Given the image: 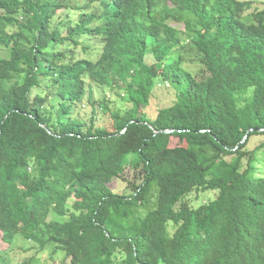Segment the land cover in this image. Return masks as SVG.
I'll use <instances>...</instances> for the list:
<instances>
[{
    "label": "trees",
    "instance_id": "16d2710c",
    "mask_svg": "<svg viewBox=\"0 0 264 264\" xmlns=\"http://www.w3.org/2000/svg\"><path fill=\"white\" fill-rule=\"evenodd\" d=\"M252 2L0 0V264L17 234L68 264H264V9ZM165 84L174 98L151 117ZM126 169L131 191L113 192Z\"/></svg>",
    "mask_w": 264,
    "mask_h": 264
},
{
    "label": "rangeland",
    "instance_id": "374dc122",
    "mask_svg": "<svg viewBox=\"0 0 264 264\" xmlns=\"http://www.w3.org/2000/svg\"><path fill=\"white\" fill-rule=\"evenodd\" d=\"M252 2V9L253 8H259L264 9V0H250ZM62 10V9H61ZM54 10L51 11L53 13ZM247 13L242 17V19L246 22H251V16ZM73 18H77V12H74L72 14ZM183 37V35H180ZM184 47L181 49V54L186 60V67L189 68L192 72L197 73L200 70V66L197 64L196 55L193 54V51L188 50L190 47L188 44L184 43ZM188 48V49H187ZM105 93L107 96L109 95V92L105 90L104 92L102 90L95 89L94 90V98H100L102 94ZM155 97L150 102L147 111L149 112V116L153 117L155 111L158 107L168 105L171 103V101L174 98V91L168 86V84L165 85H159L154 93ZM117 105L120 104V100L114 101ZM87 111L89 112L90 109L88 106H85V104L81 105V108L78 107V110ZM77 114V111L74 113V115ZM263 138L261 136H253L248 144V148L252 149L256 147ZM134 177V171L133 170H125L124 177L121 179L114 178L109 182L110 189L115 193H129L131 189L127 186V182L125 180L133 179ZM217 193V190H206V191H195L190 196V201L193 203V205H198L202 201L206 202L208 200H211L214 198L215 194ZM51 219H61L58 217L55 213H51L50 216ZM31 246H34L29 240L25 239L22 235L17 234L14 238L12 249L13 251L10 253L11 264H20L24 260L32 259L31 264H68V260H64L65 256L61 252H57L56 254L52 255V249L47 248L46 250L40 252L37 251V248ZM7 244L2 240V235L0 232V250L6 249ZM30 247V250H26ZM66 261V262H65Z\"/></svg>",
    "mask_w": 264,
    "mask_h": 264
},
{
    "label": "water",
    "instance_id": "95a60500",
    "mask_svg": "<svg viewBox=\"0 0 264 264\" xmlns=\"http://www.w3.org/2000/svg\"><path fill=\"white\" fill-rule=\"evenodd\" d=\"M173 130H162V131H156V132H171ZM243 141H241L240 143H242Z\"/></svg>",
    "mask_w": 264,
    "mask_h": 264
}]
</instances>
